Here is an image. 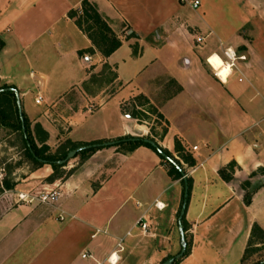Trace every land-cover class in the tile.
<instances>
[{"label":"crops","instance_id":"1","mask_svg":"<svg viewBox=\"0 0 264 264\" xmlns=\"http://www.w3.org/2000/svg\"><path fill=\"white\" fill-rule=\"evenodd\" d=\"M89 1L122 40L109 57L69 17L83 0H0L1 84L19 90L33 138L51 150L145 138L149 127L139 124L125 103L142 94L158 104L167 132L150 139L180 161L190 180L186 258L208 247L224 255L218 248L229 234L240 240L233 264H242L254 226L264 232V51L258 47L264 5L257 9L247 0L254 11L231 25L225 12L216 17L212 12L223 9L224 0H200L198 9L181 0ZM229 49L236 54L233 64L225 63ZM215 54L230 68L226 79L208 61ZM105 68L111 78L103 83ZM97 116L103 117V133L96 131ZM79 157L54 205L20 203L16 189L4 191L13 192L15 204L0 216V253L11 235L16 239L43 227L51 231L59 223L27 264H109L110 254L128 236L132 241L123 248L131 253L144 233L133 236L142 217L149 224L141 244L147 256L156 259L152 247L164 240L181 241L176 230L186 183L171 175L159 152L147 145L114 144ZM4 171L0 168V176ZM85 253L93 258H84Z\"/></svg>","mask_w":264,"mask_h":264},{"label":"rangeland","instance_id":"2","mask_svg":"<svg viewBox=\"0 0 264 264\" xmlns=\"http://www.w3.org/2000/svg\"><path fill=\"white\" fill-rule=\"evenodd\" d=\"M224 1L225 3L223 9L214 7L216 11L212 10V12L215 17L216 14L225 12V16L228 18L231 25L236 24V22L241 19V16H243V14L248 15L251 11H254L250 8V6H248L249 2L247 0H236L238 7L234 5L233 0ZM259 4L264 5V0L253 1V5L255 7H257ZM262 14H264V12H262ZM249 30L252 32L251 29ZM262 31L263 30H256V32L253 31V33H261ZM258 47L260 48V50L262 49L264 51L263 36H261V38L259 39ZM109 78H111V73L107 72V69L105 68V71L103 70L101 77L102 82H106L107 80H109ZM109 89L115 90L116 88L113 86ZM145 98L146 97H144L142 94H138L135 98V102L125 103L126 105L124 106V108L131 114L136 113L135 115L138 118L139 124L144 125L145 127H149V134H147L145 138H152L151 135L161 136L167 129L168 123L165 119L160 117L158 113V104L151 103L149 100H147V98ZM97 120L98 125L96 131H98V133H103V117L97 116ZM62 149L63 148L60 149V147H58L57 149L55 148L54 150H50V152H56L57 150L61 151ZM80 161H82L80 157L69 160L68 165L60 170V174L65 176L68 172H70L72 166H76ZM0 168L5 169L4 175L0 176V216L4 213L5 210L9 209L15 204L13 192L10 195L5 194L6 192H4L5 190H9L4 183L5 179L6 181H9L11 185H13L11 190H17V195L19 193H27L31 197H36L41 192L46 190H60L62 181L66 179L62 177L54 182H49L48 178L54 174L53 167L51 165L40 167L35 164L27 155L25 145L21 139L20 133L13 132L10 129H0ZM14 172L16 173V176L13 175ZM14 177L19 180L15 181L16 179H14ZM31 203L43 207V203H41L39 199H35ZM45 207L47 206L44 205V208L42 209L43 211H45ZM40 224L42 223L40 222ZM58 224L59 223L53 224L51 231L50 228L47 229L43 227L41 230L33 229L30 232L23 234L20 238L18 236L16 239H14L15 236L11 235L10 239L8 238L9 242L5 245L7 246L6 252H4L3 250L4 253L2 251L0 253V264H27V262L30 261V259L33 257L32 255L42 247V245L50 237L53 231L58 228V226L60 225ZM140 231V227L134 229L133 236H137ZM219 231L221 233L228 234L226 230L220 229ZM176 233L178 237L181 236L180 228L176 230ZM103 235L104 234H101V236ZM147 235L148 234L142 233L137 237V242H135L131 246L130 254H128L130 250L129 248H125V250L123 248V253H125L124 264H164L166 260L173 256H176L181 252L182 247L181 241H178L179 238H177L174 245L167 243L169 241L164 240V243L162 242L163 244L161 243L152 247V250H154L155 253L158 252L159 256L156 259L151 258V256H147V254H145L141 249L142 241ZM187 240L189 241L188 237ZM263 240L264 237L260 238L258 236L256 238H253V242H251V244L249 245V252L246 255V260L244 262L242 261V264L264 262V243L257 245L258 242H261ZM131 241L132 236H128L122 241V243L123 245H125L130 243ZM225 242L226 244L223 248H218L221 251H225L224 255L220 252H217V250H214L212 247H208L206 250H204L203 252H198L196 256L190 259L186 258L189 255V253H187L184 257L179 259V261L175 262L174 264H233V262L236 261L238 257V247L240 245V240H233L232 236L228 234V236L225 238ZM121 261L123 263V260H120L118 264H121Z\"/></svg>","mask_w":264,"mask_h":264},{"label":"trees","instance_id":"3","mask_svg":"<svg viewBox=\"0 0 264 264\" xmlns=\"http://www.w3.org/2000/svg\"><path fill=\"white\" fill-rule=\"evenodd\" d=\"M69 17L75 19V23L77 24V26L90 38L95 49H97L104 57L111 56L117 49L121 47L122 40L112 29L108 21L100 14L97 7L94 4H92L89 0H83L81 8L78 10H72L69 13ZM94 47L91 48L89 52H93L95 50ZM82 53L84 52H81V54ZM10 87L16 88L15 86L3 85L1 84V80H0V89L10 88ZM135 114L136 113L132 114L133 117L136 116ZM159 115L161 118L165 119L162 114L159 113ZM23 116L25 118V123H26L27 137L23 133V126L19 113L16 94L13 91L1 92L0 93V129H10L13 132H19L29 158L40 167L45 165H51L53 167L54 174L48 178L49 182H54L62 177H64V179L68 178L73 173L74 168L71 169L70 172H68L65 176H63L62 174H60V170L63 169L66 165H68V162L64 165H60L57 163V161L65 159L71 150H74L81 146L105 143L104 140L91 142V143H84L81 145L77 143H72V145L69 148H67L66 146H61L60 149L63 148L61 151L57 150L56 152H50L51 149L46 144L39 146L36 143L31 133L30 122L26 117L24 111H23ZM166 132L167 129L165 130L164 133ZM115 145L121 148L128 147L131 149H134L140 145H147L154 148L157 152H159V150L156 147L145 142L142 138L132 139L129 137L127 139H121ZM100 147L102 146L92 147L90 149L82 150L74 158L81 156L82 159H85L90 154L98 150ZM160 149H162L167 155L172 157L175 161L178 162L180 166H182L180 161L175 159L169 151L165 150L162 147H160ZM176 149L179 152L183 151V146L179 141H177ZM161 156L163 157L165 162L170 166L171 175L175 178L183 179V175L181 174L180 170L172 162L167 160L165 156H163L162 154ZM184 157H185L184 158L185 161L190 163V165L195 164V161L192 158L185 155ZM233 165L234 164L231 163L229 166L232 167ZM221 174L227 180L232 179V176L224 174V170H221ZM187 180L190 186V180L189 179ZM4 183L8 189H11L13 187V185H11L9 181H6V179L4 180ZM245 200L247 204L251 203L252 194L250 192L246 193ZM182 222L185 232H187L188 228L186 225V216H184ZM256 234L257 235L261 234L264 237V232L258 226H254L252 237L255 238ZM253 238L251 239V242H253ZM187 242H188V249L186 254L190 252V246H191L190 241L187 240ZM261 243L263 244L264 240ZM248 252H249V247L245 252V255L243 257V262L246 260V255L248 254ZM252 264H264V262L252 263Z\"/></svg>","mask_w":264,"mask_h":264},{"label":"water","instance_id":"4","mask_svg":"<svg viewBox=\"0 0 264 264\" xmlns=\"http://www.w3.org/2000/svg\"><path fill=\"white\" fill-rule=\"evenodd\" d=\"M5 91H13L16 94V98H17V103H18V107H19V113H20V117H21V121H22V126H23V133L25 134V136L27 137V130H26V123H25V118L23 116V107H22V102H21V97H20V92L17 88H3L0 89V93L1 92H5ZM132 139H138V138H132ZM145 142L153 145L154 147H156L159 152L165 156V158L167 160H169L170 162H172L181 172V174L183 175V178L185 180V195H184V202H183V206L181 209V213H180V217H179V228H180V232H181V252L179 254H177L176 256H173L171 258H169L168 260L165 261L164 264H174L177 260L181 259L182 257L185 256L187 249H188V242H187V238H186V232L183 226V218L186 214V210H187V204H188V200H189V193H190V188H189V183L187 180V175L185 173V171L183 170V168L178 164L177 161H175L172 157H170L169 155H167L162 149H160L159 145L150 138H142ZM117 142H108V143H103V144H94V145H87V146H81L78 147L74 150H71L67 157L63 160H59L57 161L58 164L60 165H64L66 164L69 160L73 159L80 151L85 150V149H90L92 147H98V146H109V145H114Z\"/></svg>","mask_w":264,"mask_h":264},{"label":"built area","instance_id":"5","mask_svg":"<svg viewBox=\"0 0 264 264\" xmlns=\"http://www.w3.org/2000/svg\"><path fill=\"white\" fill-rule=\"evenodd\" d=\"M181 2L183 4H190L194 9H198L200 7V5H201L200 0H181ZM235 55H236L235 52L232 51L231 49H229L226 52V56L228 57L229 60L225 61V63H228L229 61L231 62L233 60V58L235 57ZM242 58H245V57H242ZM209 59H208V61H209ZM217 75H218V72H217ZM41 101H42V97L39 96V98L37 99V102L40 103ZM195 149H197V147H195ZM18 197H19V202H29V203H31L35 199H39V201L41 203H43V204L54 205L56 202L59 201V199L61 197V192H60V190H46V191L41 192L36 197H31L27 193H19ZM157 206L159 208H161V209L164 208V206H161L160 203H157ZM137 227H140L141 230L144 232V234H148L149 224L147 222V218L146 217L140 218V220L137 222ZM130 234L131 233L129 232L128 235H130ZM122 241H123V239L120 240V242L117 245L116 250L113 251L110 254V256L108 257L107 262L109 264H118L119 261L121 260L120 253H121V251H123V243H122ZM83 257L84 258H88V257L93 258V256L90 255L89 253L83 254Z\"/></svg>","mask_w":264,"mask_h":264},{"label":"bare ground","instance_id":"6","mask_svg":"<svg viewBox=\"0 0 264 264\" xmlns=\"http://www.w3.org/2000/svg\"><path fill=\"white\" fill-rule=\"evenodd\" d=\"M209 63L218 71V75L221 78H227L230 68L229 66L225 65L223 59L219 55H212L209 59Z\"/></svg>","mask_w":264,"mask_h":264}]
</instances>
